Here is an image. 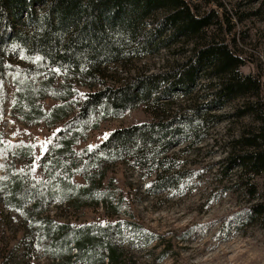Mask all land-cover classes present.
Masks as SVG:
<instances>
[{
    "label": "rangeland",
    "instance_id": "374dc122",
    "mask_svg": "<svg viewBox=\"0 0 264 264\" xmlns=\"http://www.w3.org/2000/svg\"><path fill=\"white\" fill-rule=\"evenodd\" d=\"M186 1L201 11L226 12L236 38L234 50L244 59L242 74L264 83V0ZM18 45L14 41L0 53V264L5 259L9 264H51L46 241L37 244L31 214L10 205L13 176L29 187L25 209L40 199L33 220L42 215L55 224L118 222L121 227L112 234L125 252L123 264H264V214L246 220L252 205L264 203V173L226 169L228 159L241 150L236 141L258 126L253 117L236 115L253 100L238 99L197 120L187 139L165 157L173 187L157 192L151 187L156 172L152 160L141 168L140 161L125 154L102 152L85 159L89 146H97L105 134L152 117L141 106L113 117L103 105L81 116L87 95L104 86L47 67ZM180 59L170 50L109 66L104 82L117 85ZM206 94V83H201L195 95H176L160 106L170 115L191 117ZM49 140L45 152L42 145ZM82 188L87 193H80ZM103 204L113 208L105 211Z\"/></svg>",
    "mask_w": 264,
    "mask_h": 264
},
{
    "label": "trees",
    "instance_id": "16d2710c",
    "mask_svg": "<svg viewBox=\"0 0 264 264\" xmlns=\"http://www.w3.org/2000/svg\"><path fill=\"white\" fill-rule=\"evenodd\" d=\"M14 41L27 57L104 86L87 95L81 116L103 105L105 113L113 117L140 106L152 117L149 122L110 132L85 156L86 161L102 152L130 156L140 161L141 168L152 160L156 172L151 187L157 192L168 190L175 182L164 169L169 151L187 139L197 120L248 98L253 101L236 115L251 116L258 126L236 141L241 150L228 159L226 169H240L251 176L264 173V83L256 75L242 74L244 59L234 50L236 38L226 12L201 11L186 0H0V53ZM170 50L181 57L170 66L154 73H135L117 85L104 82L109 66H124ZM201 83H206L207 94L191 117L161 109V103L176 95H195ZM11 180L10 205L31 214L37 244L46 241L51 264H123L125 252L112 234L120 229L118 222L55 224L42 215L33 220L32 212L41 205L37 204L40 194H36L38 202L26 204L25 209L29 187L19 176ZM102 208L108 211L113 205L103 204ZM263 214L264 203L254 204L246 220L254 221ZM126 225L141 229L134 222ZM8 260L1 264H9Z\"/></svg>",
    "mask_w": 264,
    "mask_h": 264
},
{
    "label": "snow or ice",
    "instance_id": "6c2138e0",
    "mask_svg": "<svg viewBox=\"0 0 264 264\" xmlns=\"http://www.w3.org/2000/svg\"><path fill=\"white\" fill-rule=\"evenodd\" d=\"M57 131H59V129H58ZM107 135H108V134H105V137H104L105 139H107ZM47 143H51V140L47 141L46 143H44V144L42 145V147H43V151H45V152L48 150L47 147H46V144H47ZM94 147H97V146H94V145H93V146H89L88 151H92ZM39 159H40V157L37 156V160H39ZM33 171H35V169H33Z\"/></svg>",
    "mask_w": 264,
    "mask_h": 264
}]
</instances>
